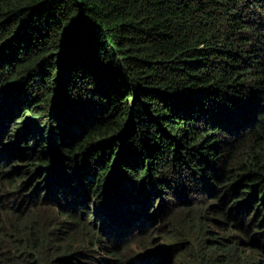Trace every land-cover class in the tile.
I'll list each match as a JSON object with an SVG mask.
<instances>
[{"label":"trees","instance_id":"1","mask_svg":"<svg viewBox=\"0 0 264 264\" xmlns=\"http://www.w3.org/2000/svg\"><path fill=\"white\" fill-rule=\"evenodd\" d=\"M0 264H264V0H0Z\"/></svg>","mask_w":264,"mask_h":264}]
</instances>
